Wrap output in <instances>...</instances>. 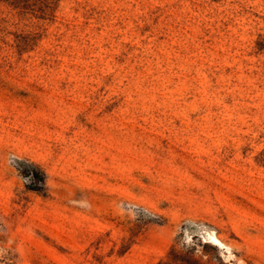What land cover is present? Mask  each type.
Segmentation results:
<instances>
[{
	"label": "rangeland",
	"instance_id": "374dc122",
	"mask_svg": "<svg viewBox=\"0 0 264 264\" xmlns=\"http://www.w3.org/2000/svg\"><path fill=\"white\" fill-rule=\"evenodd\" d=\"M0 264H264V0H0Z\"/></svg>",
	"mask_w": 264,
	"mask_h": 264
},
{
	"label": "bare ground",
	"instance_id": "6f19581e",
	"mask_svg": "<svg viewBox=\"0 0 264 264\" xmlns=\"http://www.w3.org/2000/svg\"><path fill=\"white\" fill-rule=\"evenodd\" d=\"M215 241H216L217 245L223 246V244L217 238H215Z\"/></svg>",
	"mask_w": 264,
	"mask_h": 264
},
{
	"label": "trees",
	"instance_id": "16d2710c",
	"mask_svg": "<svg viewBox=\"0 0 264 264\" xmlns=\"http://www.w3.org/2000/svg\"><path fill=\"white\" fill-rule=\"evenodd\" d=\"M175 262V261H174Z\"/></svg>",
	"mask_w": 264,
	"mask_h": 264
}]
</instances>
